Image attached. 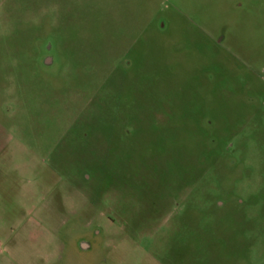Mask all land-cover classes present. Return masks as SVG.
<instances>
[{
	"label": "rangeland",
	"instance_id": "rangeland-1",
	"mask_svg": "<svg viewBox=\"0 0 264 264\" xmlns=\"http://www.w3.org/2000/svg\"><path fill=\"white\" fill-rule=\"evenodd\" d=\"M0 122V264H264V0H0Z\"/></svg>",
	"mask_w": 264,
	"mask_h": 264
},
{
	"label": "crops",
	"instance_id": "crops-1",
	"mask_svg": "<svg viewBox=\"0 0 264 264\" xmlns=\"http://www.w3.org/2000/svg\"><path fill=\"white\" fill-rule=\"evenodd\" d=\"M18 155L24 156L23 162H18ZM36 183V179H28L27 144L17 138L10 127L0 122V199L28 200V185Z\"/></svg>",
	"mask_w": 264,
	"mask_h": 264
}]
</instances>
